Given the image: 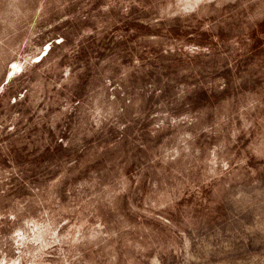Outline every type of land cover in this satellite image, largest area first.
Listing matches in <instances>:
<instances>
[{
    "label": "rangeland",
    "instance_id": "obj_1",
    "mask_svg": "<svg viewBox=\"0 0 264 264\" xmlns=\"http://www.w3.org/2000/svg\"><path fill=\"white\" fill-rule=\"evenodd\" d=\"M0 264H264V0H0Z\"/></svg>",
    "mask_w": 264,
    "mask_h": 264
}]
</instances>
